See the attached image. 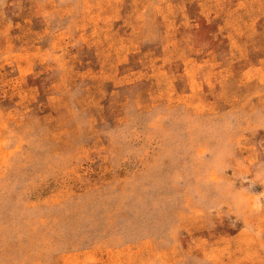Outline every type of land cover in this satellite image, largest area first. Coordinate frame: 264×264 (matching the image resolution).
Listing matches in <instances>:
<instances>
[{
  "label": "rangeland",
  "instance_id": "obj_1",
  "mask_svg": "<svg viewBox=\"0 0 264 264\" xmlns=\"http://www.w3.org/2000/svg\"><path fill=\"white\" fill-rule=\"evenodd\" d=\"M0 264H264V0H0Z\"/></svg>",
  "mask_w": 264,
  "mask_h": 264
}]
</instances>
